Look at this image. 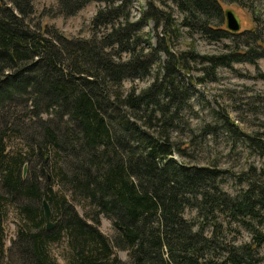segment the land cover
<instances>
[{"label":"trees","instance_id":"trees-1","mask_svg":"<svg viewBox=\"0 0 264 264\" xmlns=\"http://www.w3.org/2000/svg\"><path fill=\"white\" fill-rule=\"evenodd\" d=\"M33 1L0 0V264H60L56 247L62 264H263L264 168H249L229 196L224 172L176 160L189 157L172 134L191 108L180 72L200 66L201 84L219 68L255 65L264 60V30H226L225 7L236 0H161V8L150 0L139 20L134 0H56L51 17L99 6L89 37L67 38L42 26L49 13L37 16ZM150 22L161 29L155 48L144 32ZM196 34L231 44L214 56L172 52ZM153 68L147 87L125 89ZM246 144L264 158V125ZM241 232L249 242L238 243Z\"/></svg>","mask_w":264,"mask_h":264},{"label":"rangeland","instance_id":"rangeland-1","mask_svg":"<svg viewBox=\"0 0 264 264\" xmlns=\"http://www.w3.org/2000/svg\"><path fill=\"white\" fill-rule=\"evenodd\" d=\"M160 1L154 0L155 7H163ZM236 1L240 4L226 5L225 10L234 11L240 19L239 32L252 30L254 25L264 30V0ZM149 2L150 0H134L131 9L134 20L141 18ZM33 3L37 16L43 12L49 13L42 20V26L53 27L67 38H88L91 20L99 8L97 4H91L75 17L66 19L50 16L51 11H55L56 0H34ZM160 31L152 22L145 26L144 32L154 48L159 44ZM230 44L228 41L208 43L198 34L193 38L184 35L171 50L176 55L190 51L199 56H214L223 53L224 46ZM159 58L161 64L158 63L157 66H162L166 61L165 55L162 53ZM190 69L189 74L183 71L180 73L184 76L181 80L188 88V104L191 108L183 113L186 125L172 134V139L181 144L189 158H175L186 165L224 172L219 181L224 179L226 182L220 188L227 195L234 196L244 187L240 181L249 168H264V158L252 155L246 144L247 138L260 133L264 125V60H259L255 65L242 63L234 64L231 69L219 68L215 81L201 84L197 82V79L203 78L201 67L191 63ZM155 70L153 68L147 78L126 81L125 89L147 87L156 74ZM190 78L194 79L191 83ZM194 217L195 212L186 211L187 220L195 221ZM100 230L107 236L112 235L110 222L104 218H101ZM16 231L17 222L13 215L9 216L5 225L7 248L14 241ZM249 240L246 232H241L237 237L238 243ZM59 250L62 248L53 249V257L62 264ZM260 253L264 258V247ZM119 256L126 259L125 253H120Z\"/></svg>","mask_w":264,"mask_h":264},{"label":"water","instance_id":"water-1","mask_svg":"<svg viewBox=\"0 0 264 264\" xmlns=\"http://www.w3.org/2000/svg\"><path fill=\"white\" fill-rule=\"evenodd\" d=\"M224 17H225V27L226 30L230 33H239L240 31V19L235 14L234 11L226 9L224 11ZM26 174V167L23 169V176ZM42 211H43V218L45 221V228L47 231L52 230L55 227V224L52 222V212L50 210V207L47 203V201L44 199L42 200Z\"/></svg>","mask_w":264,"mask_h":264}]
</instances>
